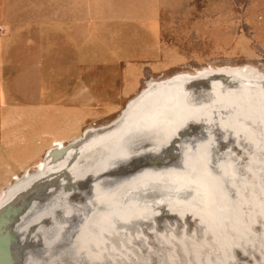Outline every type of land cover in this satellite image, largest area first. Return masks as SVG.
<instances>
[{
    "label": "bare ground",
    "instance_id": "obj_1",
    "mask_svg": "<svg viewBox=\"0 0 264 264\" xmlns=\"http://www.w3.org/2000/svg\"><path fill=\"white\" fill-rule=\"evenodd\" d=\"M220 69L55 142L0 194V264H264V76Z\"/></svg>",
    "mask_w": 264,
    "mask_h": 264
},
{
    "label": "rangeland",
    "instance_id": "obj_2",
    "mask_svg": "<svg viewBox=\"0 0 264 264\" xmlns=\"http://www.w3.org/2000/svg\"><path fill=\"white\" fill-rule=\"evenodd\" d=\"M9 1L0 0V18ZM165 1L153 30L121 25L115 49L108 40L105 55L91 49L89 72H35L32 63L17 62L16 48L3 66L0 59V194L35 174L55 142L68 145L115 120L148 83L212 68L264 76L259 0ZM10 31L0 24V36Z\"/></svg>",
    "mask_w": 264,
    "mask_h": 264
},
{
    "label": "crops",
    "instance_id": "obj_3",
    "mask_svg": "<svg viewBox=\"0 0 264 264\" xmlns=\"http://www.w3.org/2000/svg\"><path fill=\"white\" fill-rule=\"evenodd\" d=\"M247 1L240 0L236 5L245 4ZM164 2L166 1L10 0L7 4L2 2L5 13L0 18V24L11 29L9 35L5 33L0 36L2 66L16 48L17 62L20 65L32 63L35 72H89L91 49L96 50L94 55L97 58L103 53L105 55L106 48L112 46L115 49L117 47L115 41L122 37L121 25L144 23L153 30L160 18ZM259 2L264 9V0ZM261 16L264 17V12ZM106 40L109 41V47Z\"/></svg>",
    "mask_w": 264,
    "mask_h": 264
},
{
    "label": "water",
    "instance_id": "obj_4",
    "mask_svg": "<svg viewBox=\"0 0 264 264\" xmlns=\"http://www.w3.org/2000/svg\"><path fill=\"white\" fill-rule=\"evenodd\" d=\"M178 75V74H177ZM174 76H176V75H174ZM174 76H171L170 78H173ZM149 84V83H148ZM148 84L133 98V99H131V100H129L127 103H126V105L124 106V108H123V110H122V112L120 113V115L115 119V120H113L112 122H110L109 124H107L106 125V127H109L113 122H115L116 120H118V118H120L121 116H122V114H123V112L127 109V107H128V105L130 104V102L131 101H133L134 99H136L138 96H140V94L144 91V90H146L147 89V87H148ZM85 135H86V131L85 132H83L82 133V135H81V137L82 138H84L85 137ZM221 152V151H220ZM39 171V169H37L36 168V171L34 172V173H37ZM25 178V176H21L20 178H19V180H23ZM16 182H18V180H15V182L12 184V185H10L6 190H8L10 187H12Z\"/></svg>",
    "mask_w": 264,
    "mask_h": 264
}]
</instances>
